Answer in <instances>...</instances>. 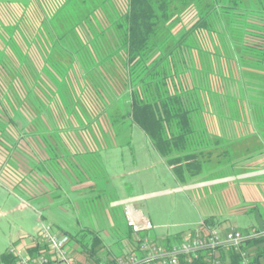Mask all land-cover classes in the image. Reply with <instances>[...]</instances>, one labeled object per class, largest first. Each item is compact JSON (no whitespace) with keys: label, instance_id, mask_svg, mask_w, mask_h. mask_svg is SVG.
I'll return each mask as SVG.
<instances>
[{"label":"trees","instance_id":"1","mask_svg":"<svg viewBox=\"0 0 264 264\" xmlns=\"http://www.w3.org/2000/svg\"><path fill=\"white\" fill-rule=\"evenodd\" d=\"M44 10L45 18L28 39L36 54L23 52L18 59L11 55L13 66L0 61V77L4 74L21 84L26 97L22 106L33 108L36 123L56 103L58 112H63L60 102L41 100L52 96L40 85L38 89L41 79L31 75L43 68L57 74L58 62L67 53L71 63H82L89 80L113 79L118 86V99L124 102L107 104L106 124L129 122L143 132L161 155L171 157L177 177L179 166L193 158L173 155L184 154L193 145L190 136L200 124L192 119L211 114L214 107L218 114L239 115L247 97L255 122L264 124V0H51ZM16 25L8 26L9 33ZM0 46H5L1 38ZM23 61L25 68L20 69ZM63 102L65 110L76 103L69 98ZM81 113L87 121V112ZM64 234L69 238V256L74 242L86 263L105 260L99 257L97 238L85 244ZM248 244H263L250 262L259 264L264 238ZM44 249L34 245L27 250L33 254ZM229 258L231 264H239L236 253L230 252ZM0 264L16 261L6 250Z\"/></svg>","mask_w":264,"mask_h":264},{"label":"crops","instance_id":"2","mask_svg":"<svg viewBox=\"0 0 264 264\" xmlns=\"http://www.w3.org/2000/svg\"><path fill=\"white\" fill-rule=\"evenodd\" d=\"M28 1L0 0V4L7 5L2 8L4 13L8 8H15L17 5L14 3L21 4L23 9L26 8V15L28 14L29 17L30 13L27 9L31 6L28 5ZM33 1L37 5L40 22L45 18L44 9L51 0ZM27 22L31 24L30 19ZM64 108H61L63 113L66 111ZM28 109L31 113L29 114L31 123L38 117L32 112V107ZM48 109L47 107L46 113L40 115L46 123L43 126L47 131L46 137L40 138L38 123L36 129L33 125L32 128L27 129L32 141L27 145H16L20 154L16 157V171L13 169L12 173L18 175L17 185H20L27 197V201L24 202L26 207H30L35 215L42 217V222L45 218L50 224L48 225L57 232L67 233L85 244H90L92 238H97L101 243L99 257L105 258V262L128 254L136 248L138 235H134L132 229L127 227L125 212H130L139 225L140 216L147 218L153 229L139 236L146 235L157 245L166 247L180 242L179 240L188 234L195 233L200 223L206 220H209L205 223L207 226L221 232L229 228L238 229L234 225L237 220L244 224L242 229H238L240 231L264 226V124L259 125V134H255L258 142L260 139V150L257 153H261V159L255 163H250L249 160L245 163L243 161L241 167L238 165L233 167L235 159L232 152L233 145L243 142V138L252 137L247 134H251L252 130L239 129L235 125L240 119L244 120V117L240 114L232 115L226 110L225 114L211 112L192 119L195 124H200L190 136L193 145L189 146L190 150L185 151L184 154L173 155L184 159L191 154L193 158L187 160L183 167L179 166L181 170L177 177L170 165L171 157L161 155L141 131L139 132L142 135H138L150 143L153 153L144 151L145 153L136 155L139 143L137 144L136 138L132 136L138 132L129 122L106 124V126L102 122L89 125L85 123L82 113L74 110L75 115L61 114L63 118L61 124L56 126L54 123L51 124ZM22 132L26 133L25 128H22ZM56 132H58L57 138ZM12 148L8 149L12 150ZM124 148L129 151L132 175L138 172L133 170L136 163L142 159L147 160L149 161V164L146 162L147 169L166 170V183L175 184L171 189L161 193L178 192L183 194L186 201L195 204L194 212L197 219L183 224L187 226L186 231L162 233L157 238L154 231L158 226L152 224V215L142 213L143 208L136 206V202L142 197L128 195L126 198H118L120 192L116 181L124 176L122 171L124 157L120 153ZM112 150L118 153L110 155ZM237 155L244 158L245 153L238 152ZM241 158L238 160L240 161ZM251 165L255 168H251ZM236 168L239 170L237 175ZM218 169L227 170V173L219 178ZM151 179L156 181L154 176ZM4 182L10 185L9 181ZM128 202L131 204H128L123 211H117L120 206ZM59 215L70 219L68 226L56 224L60 222H56ZM37 239L32 238L30 244L23 249L32 247ZM109 240L114 244L109 245ZM259 246L260 244L255 246L251 244L248 252L254 253L253 251ZM69 253L73 258L85 262L84 264H93L88 261L86 263L78 244L74 242L69 246ZM220 254L224 264H231L230 252L222 251ZM251 256L255 257V255ZM263 258L264 253L259 258V264H264ZM99 264L106 263L102 260Z\"/></svg>","mask_w":264,"mask_h":264},{"label":"rangeland","instance_id":"3","mask_svg":"<svg viewBox=\"0 0 264 264\" xmlns=\"http://www.w3.org/2000/svg\"><path fill=\"white\" fill-rule=\"evenodd\" d=\"M47 1L48 0H46V2ZM14 4L17 6L13 9H6V13H4L2 8L7 5L0 4V38L4 41L5 45L4 47L0 46V61L4 59V61L11 66H13V64H11L13 55L18 59L20 57L19 55L23 54V52L31 55L36 54V47L33 46L32 43L30 45L28 39L32 38V33H35L39 23L38 20L40 19V16H38L37 5L33 0L28 1V5L30 4L31 6L27 9L30 13L29 17L27 16L28 14L26 15V8L23 9L21 4ZM29 19L31 20V24L27 22ZM18 21H22V23L16 25ZM14 25H16L15 28H9L11 29V32L9 33L8 26ZM13 40L14 44L16 43L15 45L11 43ZM63 56V59L58 62V68L60 71L58 70L57 74L49 72L45 68H40L42 71H38V74L34 73L35 75H31L30 73L32 79L35 78L34 76L36 75L37 81L41 79L37 83L38 89L40 85L42 89H45L50 93L48 96H52L47 97V99H43L42 97L41 100L52 102L58 101L60 102V107H64L61 104L64 103V99H74L76 103H70V107H68V110L62 113V115L67 116L69 114H74V110L78 112H82L83 110L84 112H87V114L85 113L88 117L86 119V124L93 125L94 123H98L99 120V122L104 123L106 126L108 121L104 112L106 111L107 104H111L115 101H120L121 104L124 102L123 99H118L120 94L118 86L113 82V79L110 81L99 80L97 78H94V81L89 80L86 73H84V69L81 67L83 66L82 63H79V60L78 62L76 60L77 63L75 61V63H71L70 60L72 56L69 57L67 53ZM26 60L28 62L27 64H31L28 59ZM24 62L25 61L21 63L22 67H19L20 69L24 67ZM32 62L34 63V59ZM70 63L72 64L71 69H69ZM83 63L88 67L85 61H83ZM39 65L40 64L38 63L36 66L39 68ZM33 69L34 66H31L30 70ZM1 70L2 69H0V71ZM3 76L4 78L0 77L3 80V83L0 81V255L13 246L20 248H23L24 246L27 247L32 238L36 239L39 237L40 232L39 217L35 215V212L30 207H26L24 202L27 201V197L20 188V185H17L18 175L12 173L13 169L16 171V157L20 154L17 152L16 145H27L28 143H31L32 139L30 132H28L27 129L32 128V125L36 129L37 123L35 121L30 123V110L28 107L22 106V103L25 104L26 97L23 89H21V84L16 80L12 81L11 78L7 79L8 77L4 74ZM12 79L14 78L12 77ZM42 80L43 82H41ZM58 89L59 92H57ZM242 101L239 110L240 116H243L244 120L240 119L235 125L239 129L246 128L252 130L251 134L247 133L252 137L243 138V142L240 141L233 145L232 152L235 156L234 163L232 164L233 167H236L237 165L241 167L240 165L243 161L245 163L249 160L250 163H255L261 159V153H257V151L260 150V139L258 142L255 134H259V128L257 126L258 124L262 125V122L258 121V124L255 122L256 120L250 110L253 105L251 100L244 97V100ZM56 104H54V107L50 106L48 111L50 112L49 117L51 118V124L54 123V125L58 126L61 124L60 121H62L63 118L60 116L61 114L58 112L59 107ZM9 105L10 107H8ZM75 106H77V108ZM213 111V113H217L215 107ZM258 114L260 115L261 113ZM99 116L102 117L100 118ZM45 125L46 123L41 120L38 125L39 127H37L40 132V138L42 136L46 137L47 135V131L43 128ZM22 128H25V134L22 132ZM135 131L138 133H134L132 137L134 139L136 138L137 144L139 143L136 155L139 153L141 154L142 152L145 153L144 151H147V153L148 151L153 153L150 143L145 141L143 137L140 138V135L142 134L138 129H135ZM107 133H111V131H107ZM57 134L58 132L55 133L56 138ZM59 135L61 136V134ZM138 138L143 140L140 141ZM240 144L242 145L240 146ZM10 147H13L12 150L8 149ZM245 151H247V153ZM238 152L241 154L245 153L244 158L238 157L239 155L236 156ZM112 153L117 154L118 151L116 152L115 150L114 152V150H112L109 154L112 155ZM120 153L122 154V157H124L122 166L124 176L116 181V186L120 193H124H119L118 198H126L128 195L132 197H142L141 200L136 202V206L141 209L143 208L142 213L147 215L150 214V216L152 215V224L158 226L154 231V233L157 234V238L162 233L170 234L186 231L187 226H184L183 224L197 219V217L195 218L194 212V207H196L195 204L191 201H186L185 198H183V194H179L178 192H172L171 194L161 193L175 186L173 182L166 183V170H163L162 168L152 170L147 169L146 162L149 164V161L142 159L136 163L135 169H133L138 171L136 172L137 174L132 175L130 171L131 167L128 149L124 148ZM247 155H250V157ZM238 158H241L240 161ZM251 168H255V166L251 165ZM238 171L239 170L236 168V175L239 173ZM226 173L227 170L218 169L217 176L220 178ZM153 176L156 181L151 179ZM4 178L10 182V185L4 182L6 181ZM128 204L131 203L128 202L123 204L119 207V210L117 209V211H123ZM69 220L70 219H67L66 216H60L58 220H56V222H60L56 224L60 226L62 224L68 226ZM43 222L49 224L45 218L43 219ZM234 225H236L238 229H242L244 226L239 220L235 221ZM113 244V241L109 240V245ZM252 245L255 246V244ZM249 246L251 247V244H248L246 248L250 252ZM262 247L263 246L260 244L259 247H256V251H253L254 253H250V255H256Z\"/></svg>","mask_w":264,"mask_h":264},{"label":"built area","instance_id":"4","mask_svg":"<svg viewBox=\"0 0 264 264\" xmlns=\"http://www.w3.org/2000/svg\"><path fill=\"white\" fill-rule=\"evenodd\" d=\"M125 214L127 227L132 229L134 235H138L137 245L134 251L110 260V264H180L181 259L186 262L195 261V264H224L220 254L222 251L236 253L239 264H250L252 256L246 248L247 244L264 238V226L243 231L229 228L221 232L200 223L195 233L166 247L157 245L146 235L139 236L153 229L147 218L140 216L139 225L130 212ZM38 217L39 237L32 246H45L46 249L31 254L27 249L13 246L7 250V254L14 257L16 264H78L68 254V236L53 230L42 222V217ZM103 262L109 264L104 260Z\"/></svg>","mask_w":264,"mask_h":264}]
</instances>
